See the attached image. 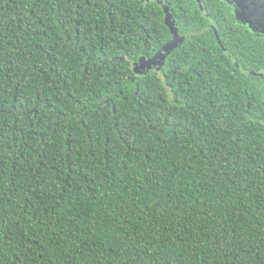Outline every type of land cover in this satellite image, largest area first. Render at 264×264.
I'll use <instances>...</instances> for the list:
<instances>
[{"label": "trees", "instance_id": "trees-1", "mask_svg": "<svg viewBox=\"0 0 264 264\" xmlns=\"http://www.w3.org/2000/svg\"><path fill=\"white\" fill-rule=\"evenodd\" d=\"M160 1L0 0V264H264V36Z\"/></svg>", "mask_w": 264, "mask_h": 264}, {"label": "flooded vegetation", "instance_id": "flooded-vegetation-1", "mask_svg": "<svg viewBox=\"0 0 264 264\" xmlns=\"http://www.w3.org/2000/svg\"><path fill=\"white\" fill-rule=\"evenodd\" d=\"M220 1L223 3L225 8H230L232 10L236 21L239 22L243 27L255 34L257 37L264 36V0ZM212 25L210 28L213 27Z\"/></svg>", "mask_w": 264, "mask_h": 264}, {"label": "water", "instance_id": "water-1", "mask_svg": "<svg viewBox=\"0 0 264 264\" xmlns=\"http://www.w3.org/2000/svg\"><path fill=\"white\" fill-rule=\"evenodd\" d=\"M157 4L163 8L164 13H165V19L164 22L166 26H168L169 30L171 31L173 38L170 42H168L161 51L158 52L157 55H155L152 59H142L140 63L136 66H139L140 68L143 69H150L154 66H159L161 67L168 55L177 47L180 46L184 42V40L192 33H188L186 35H182L179 33V29L176 26V22L173 18V13L170 11L169 7L164 4L162 1L157 0ZM216 37L219 39L217 31L215 30Z\"/></svg>", "mask_w": 264, "mask_h": 264}, {"label": "rangeland", "instance_id": "rangeland-1", "mask_svg": "<svg viewBox=\"0 0 264 264\" xmlns=\"http://www.w3.org/2000/svg\"><path fill=\"white\" fill-rule=\"evenodd\" d=\"M154 67H157V66H154ZM136 71H137L138 73H141V72L145 71V69L140 68L139 66H136Z\"/></svg>", "mask_w": 264, "mask_h": 264}]
</instances>
